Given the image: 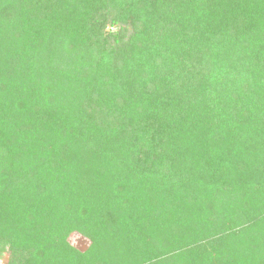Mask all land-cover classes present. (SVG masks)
Instances as JSON below:
<instances>
[{
  "label": "trees",
  "instance_id": "16d2710c",
  "mask_svg": "<svg viewBox=\"0 0 264 264\" xmlns=\"http://www.w3.org/2000/svg\"><path fill=\"white\" fill-rule=\"evenodd\" d=\"M0 247L264 264V0H0Z\"/></svg>",
  "mask_w": 264,
  "mask_h": 264
},
{
  "label": "rangeland",
  "instance_id": "374dc122",
  "mask_svg": "<svg viewBox=\"0 0 264 264\" xmlns=\"http://www.w3.org/2000/svg\"><path fill=\"white\" fill-rule=\"evenodd\" d=\"M68 243L79 252H83L89 245V241L78 233H72L67 239ZM0 247V264H6L8 260V252Z\"/></svg>",
  "mask_w": 264,
  "mask_h": 264
}]
</instances>
